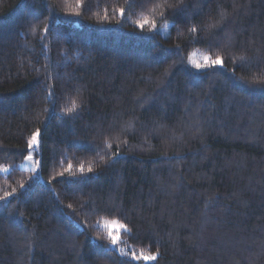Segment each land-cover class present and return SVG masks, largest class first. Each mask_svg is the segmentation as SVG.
<instances>
[{
    "label": "trees",
    "instance_id": "16d2710c",
    "mask_svg": "<svg viewBox=\"0 0 264 264\" xmlns=\"http://www.w3.org/2000/svg\"><path fill=\"white\" fill-rule=\"evenodd\" d=\"M262 84L264 0H0V264H264Z\"/></svg>",
    "mask_w": 264,
    "mask_h": 264
},
{
    "label": "snow or ice",
    "instance_id": "6c2138e0",
    "mask_svg": "<svg viewBox=\"0 0 264 264\" xmlns=\"http://www.w3.org/2000/svg\"><path fill=\"white\" fill-rule=\"evenodd\" d=\"M185 10H186V6H179L178 5L175 9V13H182ZM121 12L123 13V9H121ZM146 25L148 26V31H153L156 28V22L155 21L150 22L147 19L140 21L138 26L141 30H144ZM195 30H196L195 28L191 29L192 32H195ZM193 64H194V67L197 69V71H200L206 66L207 67L223 66V60L219 56H217L215 59H212L209 56H204L203 57V63H197V62L193 61ZM262 86H264V84H262ZM78 107H79V105L75 101H73L72 105L70 107L65 108L64 111L66 113L72 114V113L76 112ZM40 136H41V132L39 129L31 135V138L28 140V145H27L29 149H32L34 146H37L39 144L38 138ZM26 159L32 160V156L29 155L28 157H26ZM80 170H81V172L84 171L83 166H81ZM87 171L91 172L92 169L89 168ZM61 175H63V174L61 173ZM23 187L24 186L21 185V188H23ZM13 191H15V190H13ZM5 195L11 196L12 193H6ZM0 199H2V198H0ZM116 224H117V222L112 221L107 226L109 228H111L112 225H116ZM118 227L121 229H126V225H123V224H119ZM108 236L110 238L111 244L115 245L117 243L119 237L116 235H113L111 230L108 232ZM157 258H158L157 255H143V254L141 256H135L134 255V259H137V260L143 259L144 261H155Z\"/></svg>",
    "mask_w": 264,
    "mask_h": 264
},
{
    "label": "rangeland",
    "instance_id": "374dc122",
    "mask_svg": "<svg viewBox=\"0 0 264 264\" xmlns=\"http://www.w3.org/2000/svg\"><path fill=\"white\" fill-rule=\"evenodd\" d=\"M167 29H168V26H165V27H161V28H156V31H158L162 35H167V33H168ZM204 56H206V55H204L201 51H195L190 55L189 62L194 67L193 61H195L197 63H203V57ZM205 68H207V66L204 67L203 69H205ZM35 151H36V146H34L31 149L30 155L32 156V160L26 159L25 161L19 163L20 168L32 170L34 172H39L40 162H39V158L36 156ZM9 171H10V168H7L4 170L5 173L9 172ZM109 224H107V225H109ZM107 225H106V227H108ZM118 225L119 224L117 223L116 225H112L111 228L108 227V229L112 231L113 235H116L119 237L116 244H118L120 241V233L122 231V229L119 228Z\"/></svg>",
    "mask_w": 264,
    "mask_h": 264
}]
</instances>
